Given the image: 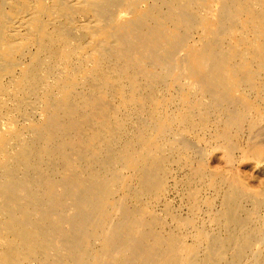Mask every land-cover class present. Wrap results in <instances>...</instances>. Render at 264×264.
I'll return each instance as SVG.
<instances>
[{"label":"bare ground","instance_id":"bare-ground-1","mask_svg":"<svg viewBox=\"0 0 264 264\" xmlns=\"http://www.w3.org/2000/svg\"><path fill=\"white\" fill-rule=\"evenodd\" d=\"M260 157L264 0H0V264H264Z\"/></svg>","mask_w":264,"mask_h":264},{"label":"rangeland","instance_id":"rangeland-1","mask_svg":"<svg viewBox=\"0 0 264 264\" xmlns=\"http://www.w3.org/2000/svg\"><path fill=\"white\" fill-rule=\"evenodd\" d=\"M260 158H262V159L260 160ZM260 158H258L259 159V162L261 163V164L258 163L259 166H256L255 164H249V163H247L248 165L245 166V167L244 166L238 167V169L241 172V175L244 178H246V180H248L247 183L250 184V186L253 187V188L258 187L259 184L262 183V181L264 182V173H263L264 172V165H263L264 164V157H260ZM208 163H209V167L212 168V169L221 168V166L223 165L222 164V161L219 158H217V157H210ZM257 167H260V168L258 169ZM262 173H263V175H262ZM207 193H205L206 196H209L210 194L209 193L207 194ZM170 200L174 204V206H176V208L178 209V204L181 203V196H179V195L177 196V194L174 193V194L171 195ZM218 201H219L218 198H214V203H213V205L211 207V211H213L215 209H218L220 207V203H219L220 201L219 202ZM202 209H204V210H202ZM211 211H209V209H207V207L201 206L200 222H204V221L206 222V220L210 216V212ZM181 213L183 214L185 212L182 211ZM260 213L262 214L263 220H264V209L261 210ZM204 224L205 223H203V225ZM263 227H264V225H263ZM205 228L208 231H210V229H211V227L209 226V224H207V226L205 225ZM263 245H264L263 243L260 244V249L261 250H264V248H262V247H264Z\"/></svg>","mask_w":264,"mask_h":264}]
</instances>
